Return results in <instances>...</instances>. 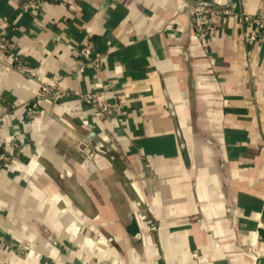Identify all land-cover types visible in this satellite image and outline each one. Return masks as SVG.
Masks as SVG:
<instances>
[{
	"label": "crops",
	"instance_id": "0c3cea01",
	"mask_svg": "<svg viewBox=\"0 0 264 264\" xmlns=\"http://www.w3.org/2000/svg\"><path fill=\"white\" fill-rule=\"evenodd\" d=\"M25 1L0 0L23 58L0 64V146L18 142L0 169V264H264V36L249 46L239 19L264 0H44L36 15ZM200 1L235 13L204 45ZM41 83L65 95L27 118Z\"/></svg>",
	"mask_w": 264,
	"mask_h": 264
},
{
	"label": "built area",
	"instance_id": "2783aa9c",
	"mask_svg": "<svg viewBox=\"0 0 264 264\" xmlns=\"http://www.w3.org/2000/svg\"><path fill=\"white\" fill-rule=\"evenodd\" d=\"M59 1V0H55ZM44 0H26L22 6L20 7V11L24 14L28 15H36L38 12L41 11L42 4ZM201 3V1L199 2ZM190 17V22L192 26V31L197 38V40L202 44H206L207 41L212 36L217 23L219 21L228 19L234 16V12L232 9H219L215 6H203V5H196L191 8L188 12ZM240 22L244 26V40L249 45L252 46L259 41L264 36V17L257 14V15H239ZM76 55L81 63L84 64H92L96 68H99V58L94 53V51L88 47L83 46L76 50ZM23 62V58L16 51L15 47L9 44V42L3 37H0V64H6L11 68L18 67ZM54 85H49L46 83H41L39 87L38 94L36 97L28 103L26 106V117L29 118L32 113L38 111V104L41 100L44 99H56L59 96H64L65 94L62 93ZM78 99L80 102L85 103L92 109L96 110L99 114L107 117L112 118L116 117V111L114 106L111 103L102 102L100 103L96 96L93 93H81L78 94ZM121 119H118L120 122ZM7 146L10 148L18 149V142L15 140L11 141L8 145L0 146V169L2 170H9L11 169V155L8 151ZM85 162L88 167H93V154L87 153ZM143 201L138 198L135 202L136 207V218L141 221L145 222L148 226V229L151 232H155L157 230V226L154 223L153 219L148 215L146 210L143 207ZM50 264V263H46Z\"/></svg>",
	"mask_w": 264,
	"mask_h": 264
},
{
	"label": "water",
	"instance_id": "95a60500",
	"mask_svg": "<svg viewBox=\"0 0 264 264\" xmlns=\"http://www.w3.org/2000/svg\"><path fill=\"white\" fill-rule=\"evenodd\" d=\"M196 5H203V6H210L209 4H207V3H205V2H201V3H196L195 5H192V7L191 8H193L194 6H196ZM190 8V9H191ZM189 9V10H190ZM189 12V11H188Z\"/></svg>",
	"mask_w": 264,
	"mask_h": 264
}]
</instances>
